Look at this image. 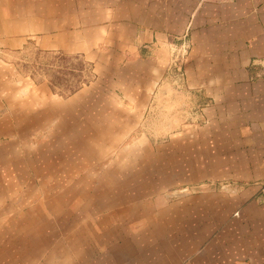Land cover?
Instances as JSON below:
<instances>
[{
	"label": "crops",
	"instance_id": "obj_1",
	"mask_svg": "<svg viewBox=\"0 0 264 264\" xmlns=\"http://www.w3.org/2000/svg\"><path fill=\"white\" fill-rule=\"evenodd\" d=\"M0 8L20 30L3 46L32 41L103 71L65 97L44 83L0 91V264H264V0ZM177 81L198 120L140 134L122 143L130 158L90 173L96 136L119 149L122 118L170 100Z\"/></svg>",
	"mask_w": 264,
	"mask_h": 264
},
{
	"label": "rangeland",
	"instance_id": "obj_2",
	"mask_svg": "<svg viewBox=\"0 0 264 264\" xmlns=\"http://www.w3.org/2000/svg\"><path fill=\"white\" fill-rule=\"evenodd\" d=\"M3 10V8H2ZM0 8V91H4L7 87H11V84L20 88L28 84L44 83L49 89L62 97L67 96L74 90L80 89L85 85L91 86L93 82H98L102 78L103 71L98 68H94L93 62L86 60L85 58L78 55H70L56 51H44L36 48L32 41L24 43L22 47L18 49H11L12 47L3 46L6 42L5 39L11 38L12 35L18 34L20 30L17 28L19 23L12 21H5V14ZM15 25V28H14ZM17 28V29H16ZM4 40V41H3ZM3 43V44H2ZM117 69L109 70L110 73H115ZM169 75L176 77V74L182 71H174L173 69L168 70ZM7 79V85L5 83ZM104 80V79H103ZM176 80V79H175ZM107 82V80H104ZM11 84H10V83ZM170 88L173 96L170 100L165 102L164 100L158 102L155 110L148 109L143 113L141 117L126 114L122 120L126 125L127 129H130L129 133H120L121 147L119 149L104 150L101 146L102 140L106 139V134H98L96 137L99 141H94L92 155L86 156L83 162L87 164L92 163L90 170L92 174H99L106 171V167L109 166L112 161L117 159H127L132 156V150L129 148L130 145L124 146L122 143L130 142L132 138L142 134L151 136L154 139L166 138V132H159V127L164 128L168 126V129L173 127H179L180 125L187 122H196L195 113L198 109L193 99L181 92V88L177 85L180 84L178 81L174 83ZM88 86V88H89ZM175 93V94H174ZM34 92L29 90V99ZM10 104H19L21 101L18 98H9ZM24 103L26 101L24 100ZM154 107V105H153ZM127 111L131 110V105L124 107ZM18 118V121H21ZM119 120V119H118ZM154 127L158 130L155 132ZM109 126L108 137L109 143L113 142L115 136L114 129ZM117 136V135H116ZM132 148V145H131ZM87 155L89 151H84ZM71 159H66L64 162L69 165ZM120 161V160H119ZM74 166V161H71ZM70 164V165H71ZM112 164L109 167V172H113L111 169ZM102 182L85 183L83 188L93 189L100 191ZM106 185V183H105Z\"/></svg>",
	"mask_w": 264,
	"mask_h": 264
}]
</instances>
